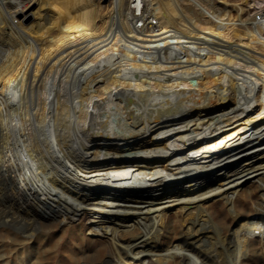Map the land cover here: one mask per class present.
Masks as SVG:
<instances>
[{
    "label": "bare ground",
    "instance_id": "6f19581e",
    "mask_svg": "<svg viewBox=\"0 0 264 264\" xmlns=\"http://www.w3.org/2000/svg\"><path fill=\"white\" fill-rule=\"evenodd\" d=\"M112 2L103 16V0H0V225L32 239L77 219L74 241L89 250L70 264H244L264 223L241 218L225 239L202 202L230 179L255 177L264 191V164L250 162L264 146V58L252 54L264 51V10ZM167 199L193 205L178 221L203 229L206 218L213 242L181 234L188 254L172 252Z\"/></svg>",
    "mask_w": 264,
    "mask_h": 264
},
{
    "label": "rangeland",
    "instance_id": "374dc122",
    "mask_svg": "<svg viewBox=\"0 0 264 264\" xmlns=\"http://www.w3.org/2000/svg\"><path fill=\"white\" fill-rule=\"evenodd\" d=\"M103 1L104 4L101 11H102V15L105 16L109 13L110 9L113 8L114 4L112 2L113 0L110 1L103 0ZM229 2L238 3L244 6L247 5L249 8V12L246 14V17L251 14L254 15L255 12L257 13L261 10H264V0H247V3H245V1L243 0H229ZM105 20H108L107 17L105 18ZM262 52L256 51L252 54L258 57L262 56V58H264V53ZM39 152H40L39 155L40 160L43 165L46 164L45 166H50V167H53L55 165L52 157H50V155L46 152V150L41 149ZM257 152L261 154H258V157L252 158L250 162L253 163L255 162L258 163V165H262L264 164V154H263L264 146L257 148L256 154ZM256 154H254L253 156H256ZM42 158H45V160L44 159L42 160ZM244 164L245 162L239 161V163H237L236 166L242 167ZM223 173L224 172L222 173L216 172L214 173L213 176L211 175L204 176V174L200 175V177H202L201 178L202 184L199 186V190H201L204 186H206L211 178L221 176L223 175ZM209 177L211 178L209 179ZM223 178L224 177L222 178L219 177L215 179L214 182L218 183ZM246 179H243L240 182H237L235 179H230L229 181L222 183V185L219 186L216 185L205 192L209 194L208 196L205 197L202 204L204 203V206H206L214 216L217 227L219 229L225 227L228 230V233L224 235L225 239H228L229 237H233L235 233V227L233 225L234 223L237 222V220L241 218L247 219L249 217L250 218L254 217L259 219V221L261 220L264 223V191L262 189L263 184L261 181H258V179L252 176L247 177ZM153 181H157V179H154ZM221 188L223 189V191ZM191 190L192 187H189V185L186 184L182 185V191L188 194H194L195 192H190ZM170 195L172 194H163L162 196H158L157 197L158 203L160 202L161 199L168 197ZM214 196H216L215 198L218 202H213ZM228 199L232 201V204H230ZM165 203L166 205L164 207V213H166V218H167L166 220L170 221L171 226L173 228V233H172L173 244L171 245V247L174 250H172V252L178 251L177 253L180 256H185L186 254H188V252H186V248H184L183 246L184 239L181 234L183 235L185 234V236H187L189 240L192 239L191 241L206 240L210 243L213 242L212 233H211L212 228H210L211 224L206 222L207 220L206 218L200 219V223L201 224L205 223L206 226L203 229L196 226L195 228H193L194 231L192 230V228L189 230V226L187 227L186 223L182 224V221H178V219L182 220L184 219L183 217H187L189 212L196 214V210L193 209L194 208L193 205L188 206L185 210H181L180 202L175 203L174 206H170L174 204V202L171 201V199H167ZM138 215H140V213H138ZM138 217L140 218V220H142V217L140 216ZM112 220H114V218H112ZM190 220H193V217H190ZM80 226L84 227V224H79L77 219L71 220L70 218L63 217L59 222L54 224L49 229H45L43 231H38V230L31 231L29 234L33 235L32 239L25 238L26 239L25 240L22 236L24 235L23 233L21 234L17 232L18 233L17 234L15 231H10L6 227L0 225V264H5V263L16 264L17 260L14 258L15 256L13 255L15 254L16 248L17 249L19 248L17 252L18 254L20 252L24 253L22 251L26 250L25 251L26 260L25 259L23 260L25 261V263L23 262V264H31V263L33 264V262L36 260L35 258L38 257L42 259L43 264H70V261L73 256L80 257L83 251L89 250V246L87 244L78 245L74 241L75 239L74 233L77 231V229ZM14 239H16L17 242L16 244H18V246L14 248H10L11 245L10 243ZM263 243H264V236L262 237L260 235L259 237L257 234L254 235L252 237V243H251L252 247L250 248V250H248L249 252L248 251L246 252L247 255L245 254L243 262H245L246 264H264ZM102 245H103L102 243H99L94 247L100 248ZM226 245H227V240H225V246ZM21 248L22 250H20ZM216 250L217 248L215 249V251L213 249L210 252H216ZM155 260L157 259L155 258ZM74 264H85V262L84 260H80L79 262L74 261ZM171 264H174L173 260L171 261Z\"/></svg>",
    "mask_w": 264,
    "mask_h": 264
},
{
    "label": "built area",
    "instance_id": "2783aa9c",
    "mask_svg": "<svg viewBox=\"0 0 264 264\" xmlns=\"http://www.w3.org/2000/svg\"><path fill=\"white\" fill-rule=\"evenodd\" d=\"M110 1V0H109Z\"/></svg>",
    "mask_w": 264,
    "mask_h": 264
}]
</instances>
